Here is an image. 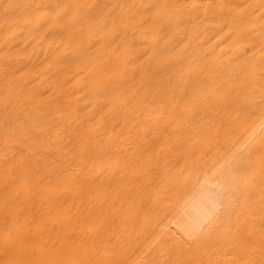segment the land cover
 <instances>
[{"label": "bare ground", "instance_id": "6f19581e", "mask_svg": "<svg viewBox=\"0 0 264 264\" xmlns=\"http://www.w3.org/2000/svg\"><path fill=\"white\" fill-rule=\"evenodd\" d=\"M239 62L244 83L221 77ZM262 71L264 0H0V97L14 102L0 126L20 101L59 121L6 174L1 147L20 136H0V264H264ZM149 89L182 113L178 130L196 110L218 128L133 126ZM235 165L257 172L244 193Z\"/></svg>", "mask_w": 264, "mask_h": 264}, {"label": "rangeland", "instance_id": "374dc122", "mask_svg": "<svg viewBox=\"0 0 264 264\" xmlns=\"http://www.w3.org/2000/svg\"><path fill=\"white\" fill-rule=\"evenodd\" d=\"M240 52H242V51H240ZM239 52V53H240ZM240 55H242V54H240ZM238 57V56H237ZM239 60V59H238ZM232 69H230L229 70V72H228V70H227V72L226 71H221L220 72V75H221V77L222 76H225V74L227 73V74H229V73H232V75H234L235 77H237L236 78V80H235V84L237 85V83L240 85L241 84V82H243L244 83V75H243V72H244V70H245V63L244 62H239V63H237V64H232ZM264 71H262V74H264L263 73ZM261 74V80H264L263 78H264V75H262ZM201 76H199L198 77V79H196V80H192V81H190L189 82V78H188V83H187V85H186V87H185V91H186V93H187V97L185 98V100H184V102H180L179 103V106L181 105V104H185V105H189V91H194V92H196V91H199V89H201L202 87V85L203 84H206L207 83V78H205L204 76H203V74H200ZM231 75V74H230ZM263 76V77H262ZM243 80V81H242ZM239 81V82H238ZM241 81V82H240ZM165 83V85L163 86V89H167V88H170L171 87V85H173V83H171V80H168V81H165L164 82ZM195 83H197V84H195ZM242 83V84H243ZM195 85H197V87H195ZM175 86H177V87H179V84H176ZM195 87V88H194ZM147 92L148 93H146L141 99H140V104L139 103H137L136 105H137V108H136V110L137 111H131V113L132 112H134V114H133V117H134V119H136L137 118V121L136 122H133V126H135V125H137V123L138 122H147V123H157L156 124V126L158 127V131L159 132H163V133H165V136L166 137H170V134H172V133H174V132H176L175 131V129H177V122L178 121H176V119H177V116H182V113H178V111H177V115L176 114H174V116L170 113V109H169V101H168V99H166V98H164L162 95H160V94H158L157 92V90L156 89H149V90H147ZM2 98V99H1ZM193 97L191 96V99H192ZM5 101H4V100ZM0 100H3L4 101V103L5 104H3L2 102V104H0L1 106H0V111H3V110H5L8 106V108H11L10 106H13V104H14V102H13V104L12 105H10L12 102L11 101H9L8 99H7V97H3V96H1L0 97ZM180 101V94H179V92L177 93V98L175 99V101H177V103ZM6 101H8V102H6ZM21 102L22 101H20L19 102V104H18V102H17V105L16 106H14L12 109L13 110H11V113H13V114H11L12 116H10V115H8V116H10L12 119L11 120H8L7 119V121L8 122H17L18 124H15L12 128H9V130H8V128H2L1 126H0V129H4V131H2V130H0V136H2V135H4L5 133H9V134H11L12 136H15V137H17V136H20L19 137V139H17V141L16 142H14L13 143V147H14V149H13V147H1V149L2 148H4L3 150H5V153L7 154V157H6V162H5V164H4V166H6L5 168H3V169H1V172L4 174H6L9 170H13V171H15V169L18 167V161H17V159H15L16 158V156H18L19 155V153L21 152V151H23V149L25 148V146L23 145L24 143H26V141H28L30 138H31V133L32 134H34V136L35 137H38L37 139L39 140V141H44L45 142V139H48V136H49V130L52 128V126H56L58 123H59V121L55 118L56 116H52L51 115V111H48V110H45V109H43V108H38V112L36 113V114H34L33 116L31 115V114H29L27 111H25V109H24V107H22V105H21ZM31 102V104H35L36 103V101H30ZM6 103H8V104H6ZM139 104V105H138ZM4 105V106H3ZM143 105V106H142ZM18 106H20V107H18ZM141 106V107H140ZM152 107V108H150V107ZM4 107V108H3ZM16 107V108H15ZM55 108H56V106H54ZM7 108V109H8ZM21 108H23V109H21ZM156 110H155V109ZM2 109V110H1ZM146 110V111H145ZM182 110H184V109H182ZM13 111V112H12ZM155 111V112H154ZM16 112V113H15ZM143 112L145 113V114H143ZM152 112V113H151ZM27 113V114H26ZM138 113V114H137ZM155 113V114H154ZM158 113V114H157ZM49 114V115H48ZM51 115V116H50ZM7 116V117H8ZM189 116H190V118H189ZM188 116V120L186 119V123L188 124V125H190V129H189V126H187L186 127V133H184V131L183 130H178V133L180 134V135H182V136H184V135H186L187 136V134H188V137L186 138V139H188L189 140V138H192L193 136L195 137V138H200V137H204V138H206L207 136L209 137L210 135H211V133L213 132V131H215L217 128H218V126H215L214 125V123L212 122V117H209V116H207V114L205 115V113H202L201 111H194L192 114H190ZM1 117V116H0ZM10 117H8L9 119H10ZM18 117V118H17ZM176 119H175V118ZM185 118H187L186 117V115L184 116ZM191 117H193V119L191 118ZM194 117H195V119H194ZM205 117V118H204ZM14 118V119H13ZM33 118H34V120H33ZM234 119L235 118H237V116L236 117H233ZM22 119H24V122H23V120ZM48 119H49V121H48ZM133 119V118H132ZM199 119V120H198ZM13 120V121H12ZM17 120H19L20 122H18ZM22 120V121H21ZM159 120V121H158ZM189 120H190V122H189ZM34 121H36V123L37 124H34L33 122ZM158 121V122H157ZM164 121V122H163ZM168 121V124H166V122ZM195 121V122H194ZM41 122H42V124H41ZM169 122H172V123H169ZM194 122V123H193ZM200 122V123H199ZM19 123H22V124H19ZM40 123V124H39ZM171 124V125H170ZM194 124V125H193ZM218 124V123H217ZM24 125H29V126H27V127H24ZM159 125H161V126H159ZM204 125V126H203ZM18 126V127H17ZM195 128H194V127ZM21 127V128H20ZM53 127V128H54ZM160 127V128H159ZM174 129H172V128ZM199 127V128H198ZM227 128H229V127H231V125H227L226 126ZM49 128V129H48ZM184 129H185V127H183ZM193 128V129H192ZM7 129V130H6ZM12 129V130H11ZM19 129H21V130H19ZM46 129H48V133H47V130ZM172 129V130H171ZM189 129V130H188ZM195 129H197V130H195ZM191 130V131H190ZM194 130V131H193ZM8 131H11V132H8ZM13 131V132H12ZM45 131V132H44ZM181 131H183V132H181ZM193 131V132H192ZM205 131V132H204ZM44 133V134H43ZM45 133H47V134H45ZM177 133V132H176ZM177 133V134H178ZM183 133V134H182ZM14 134V135H13ZM74 134H76L75 132H72V134L71 135H74ZM190 134H191V136H190ZM65 135H66V133H65ZM64 135V133L63 134H61L60 135V137H59V142H61L62 140H64V138L66 137ZM40 136H41V138H40ZM43 136V137H42ZM64 136V137H63ZM194 137L192 138V139H194ZM44 138V139H43ZM38 141V142H39ZM46 143V142H45ZM71 145V148H70V145ZM67 143V144H63V147H65V150H61L62 151V153L65 155V157H66V153H67V151L68 152H70L71 151V149H73V146H72V144L71 143ZM12 145V144H11ZM36 146H38V144H35ZM69 147H68V146ZM40 146V147H39ZM38 147L39 148H41V147H43V148H41L42 149V152H41V157H40V159L41 160H43V161H46V163H49V161H50V155L48 154V149L46 148V146L44 147V145H39ZM16 149V150H15ZM47 150V152H46V150ZM257 149V147L256 146H254V147H250V148H248L246 151H245V157H248V156H250V155H252L254 152H255V150ZM7 150L9 151L8 153H7ZM44 151V152H43ZM205 153V152H204ZM15 155V156H14ZM201 155H202V153H201ZM205 155H206V153H205ZM14 157L13 159H11L10 161L8 160L10 157ZM195 156V155H194ZM194 156H192V160H195L196 158V156L194 157ZM200 156V155H199ZM253 156V155H252ZM69 156H67L66 158L70 161V162H73V160H71V158L69 157ZM13 160V161H12ZM12 163V166H11V163ZM14 162V163H13ZM13 164H14V166H13ZM16 165V166H15ZM158 169H159V171H158ZM234 171H236V177H235V182H236V185L237 184H239L240 185V188H241V190L243 191V193H244V191H246V188H248V184H246V182L248 181L247 179L248 178H251V177H255L256 175V170H252V169H248V168H245V169H243V168H241L240 166L238 167V165H235V167H234ZM7 170V171H6ZM244 170V171H243ZM161 171H162V169H161V167H158L157 168V173H159V174H161ZM249 171V172H248ZM243 178V179H242ZM255 185H259V184H255ZM264 187V186H263ZM264 189V188H263ZM235 196L236 195H232V197L233 198H235ZM251 197V199L252 200H255V199H257V194H256V192H253L252 193V195L250 196ZM254 198V199H253ZM246 216V212H244L243 214H242V217H245ZM157 249H159V247H157ZM156 249V250H157Z\"/></svg>", "mask_w": 264, "mask_h": 264}]
</instances>
